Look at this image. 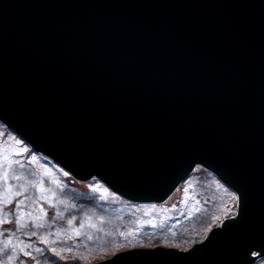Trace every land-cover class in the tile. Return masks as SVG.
Wrapping results in <instances>:
<instances>
[{"label": "water", "instance_id": "1", "mask_svg": "<svg viewBox=\"0 0 264 264\" xmlns=\"http://www.w3.org/2000/svg\"><path fill=\"white\" fill-rule=\"evenodd\" d=\"M0 123L134 203H165L199 167L236 193L186 249L89 264L264 257V0H0Z\"/></svg>", "mask_w": 264, "mask_h": 264}, {"label": "rangeland", "instance_id": "2", "mask_svg": "<svg viewBox=\"0 0 264 264\" xmlns=\"http://www.w3.org/2000/svg\"><path fill=\"white\" fill-rule=\"evenodd\" d=\"M65 173L0 123V209L11 221L0 224V249L7 241L15 245L0 252V262L89 264L133 247L186 249L237 210L236 193L201 167L163 204L134 203L98 179L80 182ZM18 216L26 227L17 225ZM129 231L135 239L120 236ZM24 245L30 247L20 251ZM254 264H264V257Z\"/></svg>", "mask_w": 264, "mask_h": 264}, {"label": "snow or ice", "instance_id": "3", "mask_svg": "<svg viewBox=\"0 0 264 264\" xmlns=\"http://www.w3.org/2000/svg\"><path fill=\"white\" fill-rule=\"evenodd\" d=\"M65 175H67V173H65ZM17 178H18V177H17ZM19 194H20V193H17V195H19ZM4 203H5V204H8V203H11V201H9V200L6 199V200L4 201ZM23 204H24V201H23V200L19 201V204L17 205V212L20 211V205H23ZM8 215H11V213H9ZM2 217H3V210L0 209V224H3V223H11V221H9V220H5V219H3ZM215 218H216L217 220H219V217H215ZM22 220H23V217H22V216H18L17 219H16V223H17V225H19L20 228H24V227H26V224L22 223ZM36 227H37V228H40V227H43V225H42V224H37ZM35 234H36V233H34V232L32 233V235H35ZM120 236L124 237L125 240H127L129 236H132V238L135 239V234H134L132 231H129V232H127V233L121 232V233H120ZM42 242H46V241L42 240ZM21 244H23L22 241H21ZM10 245H11V247L15 248V245H12V244H11V241H7V242L5 243L4 248L0 249V252H4V251H5ZM27 247H30V245H24V246L20 249V251H24V248H27ZM36 251H37V252H40V251H42V249L37 248ZM53 251H55V249H53ZM69 251H71V249H69ZM24 255H26V256H30L31 253H30V252H24ZM15 258H16V254H15V252L13 253L12 256H9V257H8L9 260H13V259H15ZM0 264H3V262H0Z\"/></svg>", "mask_w": 264, "mask_h": 264}, {"label": "trees", "instance_id": "4", "mask_svg": "<svg viewBox=\"0 0 264 264\" xmlns=\"http://www.w3.org/2000/svg\"><path fill=\"white\" fill-rule=\"evenodd\" d=\"M225 218H226V217H225ZM202 230H204V228H203ZM205 234H206V233H205ZM205 234H204L201 238L193 240L189 246H191L193 243H195V242H197V241L202 240V238L205 237ZM189 246H188V247H189Z\"/></svg>", "mask_w": 264, "mask_h": 264}]
</instances>
